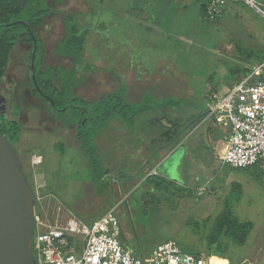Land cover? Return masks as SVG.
I'll list each match as a JSON object with an SVG mask.
<instances>
[{"label": "rangeland", "instance_id": "374dc122", "mask_svg": "<svg viewBox=\"0 0 264 264\" xmlns=\"http://www.w3.org/2000/svg\"><path fill=\"white\" fill-rule=\"evenodd\" d=\"M200 2L204 0L49 3L51 9L64 14L79 12V25L88 30L84 59L96 72L86 75L87 82L76 88V94L95 101L125 85L127 99L133 103L148 91L159 100L172 97L186 113L209 112L211 103L230 91L234 83L231 71L237 66L255 64L238 56L235 49L264 54V16L243 1L228 2L220 19L209 23L199 15ZM256 3L264 7V0ZM54 18V22H62L59 17ZM48 26L47 33L44 29L41 32L53 36ZM45 48L47 62L50 44L45 42ZM27 54L25 45L13 50L0 85V98L8 104L4 116L21 126L15 148L39 198L35 214L55 225L74 218L91 226L111 210L118 222L120 241L135 257H146L168 240L175 241L184 253L206 256L203 234H194L186 222L215 217L222 208L220 203H205L210 192L203 187L212 172L208 160L215 155L216 139L207 133V128L216 124L215 119L208 116L205 124L197 126L186 141L182 140L184 145L178 146L175 153L174 149L169 150L168 161L161 158L151 165L163 187L160 193L146 186L133 193L144 179L140 165L146 159L138 163L139 137L130 136L132 130L136 135L135 128L144 129L138 122L156 113L142 116L132 127L123 126V138L121 126L114 122L99 139L98 146L105 156L109 149H116L122 157H129L130 163L124 165V160L117 158L118 165L105 178L107 187L97 192L70 120L59 121L47 104L31 96ZM58 143L65 145L64 154L56 151L54 145ZM33 155H41L46 161L32 167ZM256 168L237 172L245 183L246 194L235 210L239 219L253 223L254 230L245 245H230L226 263L216 264H241V257L264 235V179L263 172ZM263 256L254 262H261Z\"/></svg>", "mask_w": 264, "mask_h": 264}, {"label": "trees", "instance_id": "16d2710c", "mask_svg": "<svg viewBox=\"0 0 264 264\" xmlns=\"http://www.w3.org/2000/svg\"><path fill=\"white\" fill-rule=\"evenodd\" d=\"M63 1L0 0V83L8 69L13 50L20 44L27 46L31 96L47 104L59 121L70 120L75 139L91 170L97 192H102L107 187L105 178L118 165L117 158L121 157L124 165L130 161L127 160L129 157H122L116 149L112 150L113 148L109 149L105 156L102 148L98 146L99 139L114 122L121 126L119 131L122 132L123 126L132 127L142 116L156 113V116L144 119L142 123L138 122L144 129L135 128L136 135L132 130L130 136L139 137L140 148L136 151L139 156L138 163L141 164L146 159L145 163L140 165L143 172L141 179H144L133 193L142 186L149 189L152 187L155 193H160L163 187L158 181L159 177L151 173L154 169L151 165L163 159L169 150L180 146L182 140L187 138L197 126L205 124L206 121L204 123L203 121L209 116L210 111L186 113L179 106V102L172 97L159 100L148 91L144 92L139 102L133 103L127 99L125 85L118 86L114 92L101 96L96 101L79 97L75 93V88L83 85L87 79L86 75L96 70L84 59L88 30L79 25L77 15L63 14L62 22L66 36L55 49L56 55L70 58L73 66L69 70L43 66L45 48L38 35V28L51 13H61L59 10L52 11L49 2L62 4ZM212 1L204 0L199 5L201 19L209 23L217 22L223 8L227 7V4L223 6L221 13L212 18L208 14V7ZM239 2L242 1L234 3ZM261 9L264 12V7ZM235 50L238 56L248 62H254V66L264 63V54L258 51L238 47ZM252 66L253 64L235 67L230 73L234 77V82L237 78L249 74ZM261 78L264 79V76ZM0 133L13 146L19 143L22 133L19 122L7 119L1 110ZM120 137H126L125 132ZM54 147L56 151L65 153L64 144L58 143ZM27 177L34 190L28 175ZM242 196L241 186L233 184L230 194L222 201V208L215 217H206L202 221L190 219L186 222L194 234H203L201 238L206 242V256L198 253L195 255L206 260L208 264L211 261L214 264L226 262L230 245H245L254 230L253 223L239 219L234 213L233 206L242 199Z\"/></svg>", "mask_w": 264, "mask_h": 264}, {"label": "built area", "instance_id": "2783aa9c", "mask_svg": "<svg viewBox=\"0 0 264 264\" xmlns=\"http://www.w3.org/2000/svg\"><path fill=\"white\" fill-rule=\"evenodd\" d=\"M238 1L262 12L256 0H213L208 14L213 18L228 2ZM263 75V65L252 66L249 74L237 78L228 94L211 103L209 116L230 127L223 163L234 169L258 167L264 174ZM41 164L39 156H31L32 167ZM33 255L36 264H208L203 258L182 252L172 240L158 245L147 258L133 256L121 245L112 211L91 226L74 218L55 225L36 215Z\"/></svg>", "mask_w": 264, "mask_h": 264}, {"label": "water", "instance_id": "95a60500", "mask_svg": "<svg viewBox=\"0 0 264 264\" xmlns=\"http://www.w3.org/2000/svg\"><path fill=\"white\" fill-rule=\"evenodd\" d=\"M0 110L5 112L4 98H0ZM35 204L21 156L0 133V264H36Z\"/></svg>", "mask_w": 264, "mask_h": 264}, {"label": "crops", "instance_id": "0c3cea01", "mask_svg": "<svg viewBox=\"0 0 264 264\" xmlns=\"http://www.w3.org/2000/svg\"><path fill=\"white\" fill-rule=\"evenodd\" d=\"M76 1H78V0H76ZM79 1L81 2V0H79ZM82 1H87V0H82ZM49 3H54V2H49ZM58 5H61V4H58ZM51 10L53 11V10H58V9L54 8ZM59 11H61L60 14L51 13V15L46 18L47 20L46 19L44 20L42 26L40 28H38V35H39L40 39L42 38L41 42H42L44 48H45V42L47 44H50V46H51V48H50L51 51H50V56H49L50 60L45 62V59L43 58V66L47 65V66H50L54 69L57 67H60V68H63L65 70H69L73 66V61L70 58L61 57V56H58L55 54V49H56L58 43L62 42L66 36V30L64 28L63 23L60 22V24H58L57 22H54L55 16L59 17V19L62 20V16L64 13L62 12V10H59ZM78 13L79 12H76V11L70 12V14L77 15L79 18ZM52 20H53V23L50 24V22ZM47 25H49L48 27H49L50 31L52 30L51 32L49 31V33H52L53 36L45 34V32H46L45 27ZM42 29H44L45 32H41V31H43ZM47 38L51 41L49 42L48 40H46ZM46 51L47 50L45 48V56H46ZM86 82H87V79H86ZM0 85H1V83H0ZM78 87H80V86H78ZM76 88H75V90H76ZM115 90H113L111 92H114ZM30 92H31V87H30ZM111 92H108V93L103 94L101 96L107 95ZM7 105L8 104L6 102L5 112H6V109L8 108ZM211 121H213V120H211ZM204 122H205V120L203 121V123ZM207 133L213 134V139H216V140H215V145H214L215 155H214V157H211L208 160V162L212 165V167H210V168H212V172L209 174V176L207 177V179L205 180V182L203 184V187L208 188L209 192H210L209 198L205 201V203H207V204H219V203L222 204V200H224L230 194L233 184H239L241 186L243 196H244L246 194V193L244 194V192H245L244 184L245 183L242 180L240 174H237V172H240L243 170L231 168L230 166L224 164L222 159H221L222 155L224 154V152L227 148V144H228V140H229V136H230L229 125H227L225 123L216 122V124L212 125V127L209 126L207 128ZM217 133H220L219 137L217 136ZM188 138L189 137H187V139ZM187 139H185V141ZM183 141L181 144H183ZM177 149H178V147L173 150V153H175L177 151ZM65 151H66V149H65ZM37 156H39L42 159V164H41V166H42L46 160H44V158L41 155H37ZM169 159H170V157L166 158V156H165L164 160H162V161H168ZM161 167H162V163L160 164L159 169ZM204 168H206V167H204ZM252 168H256V167H252ZM151 173L157 174V171L153 169ZM161 174L165 175V172H161ZM262 177L264 179V174L262 175ZM243 196H242V199H243ZM242 199L233 206L234 213H235L236 208L241 205ZM247 202L249 203L250 201L248 200ZM110 211H108V212H110ZM120 242L126 251L131 252L125 243H123L122 241H120ZM151 253H149L146 257H142V258H147ZM262 255H264V235H261L258 239V242H255L253 244L251 251H248L246 253V255H243L241 257V264H264V256H263V259L261 260V262H254L255 259H258ZM139 258H141V257H139ZM223 263H226V262H223Z\"/></svg>", "mask_w": 264, "mask_h": 264}, {"label": "flooded vegetation", "instance_id": "af4514ba", "mask_svg": "<svg viewBox=\"0 0 264 264\" xmlns=\"http://www.w3.org/2000/svg\"><path fill=\"white\" fill-rule=\"evenodd\" d=\"M5 104H6V100H5Z\"/></svg>", "mask_w": 264, "mask_h": 264}]
</instances>
